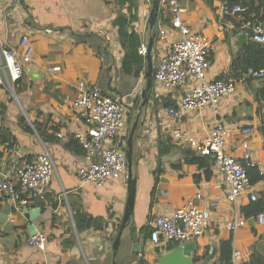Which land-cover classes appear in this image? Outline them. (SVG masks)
<instances>
[{
  "label": "crops",
  "instance_id": "1",
  "mask_svg": "<svg viewBox=\"0 0 264 264\" xmlns=\"http://www.w3.org/2000/svg\"><path fill=\"white\" fill-rule=\"evenodd\" d=\"M177 2L185 9L182 16L189 28L211 44L207 78L236 81L234 93L220 99L215 114L210 107L186 111L179 123L195 138H202L210 134L217 118L229 129L226 150L231 155L241 160L243 141H248L261 179L234 205L226 201V187L213 164L206 180L203 170L194 164H185L176 172L171 164L159 161L167 155H179L181 161L180 151L189 149L172 140L173 121L166 114V108L176 106L189 85L167 90L153 84L146 107L141 113L138 109L146 73L153 72L156 59L168 52L177 37L171 25L170 0L161 3L154 26L150 24L151 0H0V47L22 52L19 39L23 35L33 46L31 60L24 64L16 85L15 100L0 85V125L16 139L12 146L0 140V177L38 153H48L53 162V176L43 197L20 207L0 192V264H111L110 238L124 213L126 180L96 187L78 179V169L85 161L69 143L73 132L84 130L72 107L81 80L126 105V127L118 143L126 145L129 131L137 123L132 142L134 209L122 233L125 246L116 256V264H157L158 255L169 249L166 244L155 245L142 228H149L155 215H171L197 193L202 195L195 199L200 207L207 209L209 202L218 205L210 210L204 234L192 241L194 256L207 250L209 254L213 248L216 253L208 262L203 258L193 264H218L220 242L229 237L232 250L240 252L239 264L249 262L252 256L255 264H264V224L241 213L254 194L264 201V79L244 77L243 73L240 80L238 71L231 69L245 23L237 26L221 13L222 0ZM158 22L166 29L164 40L157 37ZM153 36L148 62V51L143 56L139 48L147 46ZM55 66L60 69L52 70ZM245 128L251 129L248 136L242 133ZM59 132L62 137L57 136ZM161 145L168 152L161 153ZM158 167L161 171L154 184ZM196 174L202 176L198 181ZM235 213L246 224L231 232L227 224ZM85 220H90L89 228H84ZM38 232L46 236L44 250L28 244L29 237ZM136 232L137 249L132 239Z\"/></svg>",
  "mask_w": 264,
  "mask_h": 264
},
{
  "label": "built area",
  "instance_id": "2",
  "mask_svg": "<svg viewBox=\"0 0 264 264\" xmlns=\"http://www.w3.org/2000/svg\"><path fill=\"white\" fill-rule=\"evenodd\" d=\"M160 6L164 0H159ZM171 25L177 30V37L172 41L168 52L155 61L152 80L167 90H176L189 85L178 99L176 106L166 108L167 116L173 121L171 128L172 140L194 151L196 154L208 156L213 165L222 176L225 185V199L236 205L237 199L244 192L251 191L252 184L246 172V167H254L247 140L243 141L242 159L234 157L226 150L229 129L217 118L210 134L202 138H195L185 131L179 119L183 112L199 111L203 107L212 108L216 113V106L220 99L234 93L236 81L230 79L207 78L210 68L209 57L211 44L202 34L189 28L183 19L185 9L177 0H170ZM246 8L235 6L231 14L242 13ZM221 13H227L222 2ZM244 35L254 42L264 43V23H245ZM159 40L166 38V29L157 24ZM22 52L10 47H0V85L8 91H14L23 74V66L31 60L33 46L27 35L19 39ZM156 47V46H155ZM139 53L147 54V46L141 45ZM55 66L52 70H59ZM244 77L256 80L264 79V69L249 68ZM243 79V77H242ZM241 80V78H240ZM78 95L72 103L75 119L82 123L84 130L73 132L83 149L84 165L78 169L80 183L89 182L101 187L109 181L126 179V157L124 145L117 142L120 134L126 127V114L128 109L118 97L102 94L95 86L78 83ZM66 133H70L66 131ZM248 136L250 128L242 129ZM58 137L63 133L59 132ZM5 145H8L5 142ZM3 167H0V171ZM261 175V172L259 171ZM53 176V162L48 153L36 154L32 159L25 160L14 166L12 171L0 177V192L7 199L25 207L31 199L43 197ZM166 194L165 192H162ZM195 199H202L197 193L193 198L187 199L183 206L171 215H155L150 221V240L157 246L175 242L177 244L192 242L202 236L210 217V210L218 202H209L204 209L196 204ZM256 222L264 224V213L255 217ZM246 224L245 219L235 216L228 222L227 228L233 232ZM46 236L44 233H35L28 239L30 246L44 250ZM240 252L232 250V263L239 264ZM223 264V263H219Z\"/></svg>",
  "mask_w": 264,
  "mask_h": 264
},
{
  "label": "trees",
  "instance_id": "3",
  "mask_svg": "<svg viewBox=\"0 0 264 264\" xmlns=\"http://www.w3.org/2000/svg\"><path fill=\"white\" fill-rule=\"evenodd\" d=\"M227 9V13H225V17L230 18L237 26L244 24L246 22L254 23L260 22L264 23V0H222ZM235 6H242L246 8V10L242 13H234L231 14V10ZM238 18V19H237ZM264 69V43L254 42L249 39L247 36H242V42L238 53L233 58L232 62V70L238 71L236 77L240 78L245 72L249 69ZM16 94L18 93L16 87ZM261 95L264 97V86L261 89ZM21 121H25L24 116L20 117ZM0 140L3 143H7L8 146H12L15 144V137L7 129L3 124L0 125ZM71 147L74 148V151L77 153L83 154V149L78 142L77 139L73 138V140L69 143ZM160 152L165 153L168 152L167 149H164L161 145ZM182 152V160L176 163L171 164V169L176 172H181L182 168L185 164H194L199 169L203 170V178L208 180L211 177V166L213 161L208 156H199L191 149L181 150ZM160 168L158 167L157 171L154 174V184L158 181V175L160 173ZM246 172L249 177V181L251 184L257 183L261 179V175L259 174V170L254 167H246ZM196 181L200 180L202 176L200 174L194 175ZM241 213L245 218L256 217L260 213H264V201L261 196L254 194L250 199V203L241 209ZM91 225L90 220H85L84 228H89ZM143 232L146 237H150V227H143ZM174 245H177L175 242H168L166 244L167 249H171ZM156 253H159V250L156 248ZM208 254V250L204 255H195L193 257V262H198L201 259L206 257ZM232 238L229 237L226 240H222L219 245V256H218V264H233L232 263ZM241 264H255L254 257L252 256L250 261L247 263Z\"/></svg>",
  "mask_w": 264,
  "mask_h": 264
},
{
  "label": "water",
  "instance_id": "4",
  "mask_svg": "<svg viewBox=\"0 0 264 264\" xmlns=\"http://www.w3.org/2000/svg\"><path fill=\"white\" fill-rule=\"evenodd\" d=\"M160 12V2L159 0H151V11H150V24L154 26L156 24V20L158 14ZM154 36L150 38L147 44L148 51V62L150 61V53L153 46ZM152 72L151 70L146 73L147 81L145 88L141 91L140 98L141 102L138 104L139 112H142V109L146 107L149 94L153 92V80H152ZM137 123L133 124L130 131L127 143L124 147L125 149V157H126V187H127V197L125 202L124 213L120 222V226L118 228V232L116 237L112 243V260L111 264H116V256L119 248V244L121 242L122 233L126 227V224L129 222L130 218L133 214L134 202H135V193H136V178L133 174L132 170V142L133 135L136 129ZM199 156H203L199 154ZM180 159L179 155H167L161 156L159 161L165 163H175ZM134 246L137 249V232L133 235ZM216 253V248H213L208 256L205 257V261H210L214 258ZM193 256H194V243L187 242L174 245L169 251L165 254H159L157 257V264H193Z\"/></svg>",
  "mask_w": 264,
  "mask_h": 264
},
{
  "label": "rangeland",
  "instance_id": "5",
  "mask_svg": "<svg viewBox=\"0 0 264 264\" xmlns=\"http://www.w3.org/2000/svg\"><path fill=\"white\" fill-rule=\"evenodd\" d=\"M15 90H16V88H15ZM9 91V93H10V95H11V97H12V99H14L15 100V98L17 97V94H16V91ZM120 226V225H119ZM119 226H118V228H119ZM118 228L116 227V228H114V233H113V235H112V237L110 238V240H111V242H110V249H112V243H113V241H114V239H115V237H116V234H117V232H118ZM122 239V238H121ZM122 242V241H121ZM120 242V244H119V248H118V253H117V256H118V254L121 252L122 253V251H123V249H124V246H125V242H123V243H121ZM128 248H130V245H128ZM131 250V249H130ZM131 253L130 254H132V250L130 251ZM120 253V254H121ZM119 254V255H120Z\"/></svg>",
  "mask_w": 264,
  "mask_h": 264
}]
</instances>
